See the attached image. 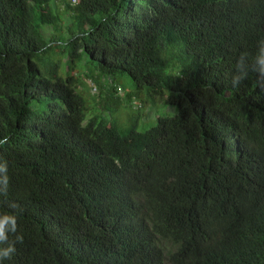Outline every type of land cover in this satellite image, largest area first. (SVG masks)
<instances>
[{
    "label": "trees",
    "instance_id": "16d2710c",
    "mask_svg": "<svg viewBox=\"0 0 264 264\" xmlns=\"http://www.w3.org/2000/svg\"><path fill=\"white\" fill-rule=\"evenodd\" d=\"M262 38L264 0H0V210L23 235L2 264H264V82L232 83ZM167 91L174 116L113 118Z\"/></svg>",
    "mask_w": 264,
    "mask_h": 264
},
{
    "label": "rangeland",
    "instance_id": "374dc122",
    "mask_svg": "<svg viewBox=\"0 0 264 264\" xmlns=\"http://www.w3.org/2000/svg\"><path fill=\"white\" fill-rule=\"evenodd\" d=\"M52 6L55 10L60 11V16L64 20L66 18V15L63 12L64 5L59 2L58 5L56 3H52ZM48 53L49 54H43L42 57L38 59V63L42 72L48 78L53 79L55 75L51 66L59 59V74L63 77H66L69 73V55L65 53L62 54V48L58 43H50L48 46ZM93 67L94 64L91 63L87 57H84L83 60L79 61L77 64V69L75 71L76 76L82 77L84 73L89 70V68ZM120 84L123 86L124 92H127L132 87V82L128 76H121ZM79 91L82 92L88 103H90V111L88 117H91L92 115L97 113L110 118L109 112H107L106 110L103 112L100 111V108L97 105L98 97L96 96L94 98V95L97 94L92 93L97 92V90L96 88H94L91 80L86 79L85 84L80 86ZM168 96L169 92L167 91L164 96L146 95L143 100L136 98L133 105H130L126 101L121 109L116 114H114L113 118L115 119L116 117V120H118L119 123V127L124 128L130 124V115L136 113L137 115H139V119L137 121V129L139 131H144L156 125L160 117H172L177 113L176 105L167 103Z\"/></svg>",
    "mask_w": 264,
    "mask_h": 264
},
{
    "label": "clouds",
    "instance_id": "9594fccd",
    "mask_svg": "<svg viewBox=\"0 0 264 264\" xmlns=\"http://www.w3.org/2000/svg\"><path fill=\"white\" fill-rule=\"evenodd\" d=\"M254 71L258 75L257 83L264 82V38L257 42L256 53L249 59L247 53H242L235 65V73L232 79L234 86L247 78L249 72ZM9 137L0 139V146L8 143ZM0 196H7L8 192V164L0 163ZM18 232V217L13 211L0 210V264L4 260L11 259L16 252V244L22 242L23 235ZM14 237V238H13Z\"/></svg>",
    "mask_w": 264,
    "mask_h": 264
}]
</instances>
